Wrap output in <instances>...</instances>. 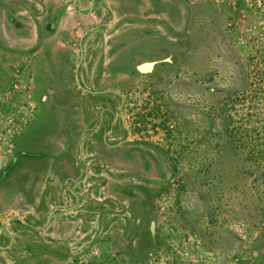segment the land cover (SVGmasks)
I'll list each match as a JSON object with an SVG mask.
<instances>
[{
	"label": "rangeland",
	"instance_id": "1",
	"mask_svg": "<svg viewBox=\"0 0 264 264\" xmlns=\"http://www.w3.org/2000/svg\"><path fill=\"white\" fill-rule=\"evenodd\" d=\"M242 1L0 0V245L18 237L3 263L264 264L248 159L264 147V0ZM136 56L152 73L117 74ZM79 62L81 85L123 94L133 130L90 181L70 143L107 100L78 88ZM73 191L77 213L41 228ZM62 246L72 257L49 252Z\"/></svg>",
	"mask_w": 264,
	"mask_h": 264
},
{
	"label": "flooded vegetation",
	"instance_id": "2",
	"mask_svg": "<svg viewBox=\"0 0 264 264\" xmlns=\"http://www.w3.org/2000/svg\"><path fill=\"white\" fill-rule=\"evenodd\" d=\"M120 49H118L117 52H119ZM136 63L129 64V68L126 69L124 66H117V74H121L126 71H131L132 68L140 72L141 74H147V73H152L155 65L157 64V60L153 61H147L143 60L145 57L144 56H136ZM123 63H127L125 60L122 61ZM80 67V62L76 66V71H75V79L78 82V88H81L83 93L89 94L90 97L92 98H97V99H104L107 101H104L103 106L98 110L96 116V120L93 121V123L88 122L87 124H83L82 128L77 131V138L70 143V145H73V149L75 148V163L78 169H82L83 171V177L81 178L82 180H91L98 178L99 175L101 174H106L107 176L110 175V172L107 168V164L113 160V155H118L121 154V152H124L125 155H128L130 152V149L127 150L128 148L132 147V134L133 130L132 127L127 123L125 120V116L123 114V106H124V99L122 97V93L118 90H90L86 88V86L81 85L82 82L81 80V72L79 71ZM78 71L80 74H78ZM81 82V84H80ZM99 97V98H98ZM118 98L120 100L119 105L117 108H115L112 105V99ZM109 100V101H108ZM82 110L86 112L85 109H88L85 107L84 102L82 103ZM86 116V113H84V118ZM83 118V119H84ZM71 149L68 148V152H70ZM72 153V152H70ZM124 155V156H125ZM75 167V166H74ZM113 176V174H111ZM106 177V176H105ZM77 181L78 185H81L80 182L82 180ZM102 179V178H99ZM94 180V181H98ZM101 187L106 186V181L102 182ZM99 184L96 182L94 186H92L89 191L85 192L82 199L88 201L89 203H94L95 200L93 198H85L86 195L93 193L92 191L94 190L95 187H98ZM123 191V190H122ZM75 194V198L71 194L72 199H75V204L68 208H54L52 209L48 215H47V221L46 223L41 227V228H48L50 226V223H52V218L56 215L61 213H68L72 211L74 208V211H76V207L79 206V201L80 197H78L77 192L73 191ZM124 192V191H123ZM127 193V192H126ZM131 194V193H128ZM85 196V197H84ZM96 203V202H95ZM98 205V204H97ZM143 209L145 207L143 206ZM149 209L153 210L154 208L149 206ZM109 211V210H108ZM76 218V217H74ZM151 222H150V233H154V211L151 213ZM22 223L25 226H30L25 221H22ZM101 223V217L99 218V227ZM24 225L21 224V226L25 227ZM28 228V227H26ZM9 240L8 243L4 245H0V259H5L4 255H11V257H14V248H16V244H14L15 240L18 239V237L12 235L13 232L6 228ZM40 229V228H39ZM47 241L49 246L54 244V240H51V237L47 236ZM53 241V242H52ZM151 245H155V239L151 238ZM52 242V243H51ZM49 252L54 254L55 257L62 256L64 255L65 257H72V252L67 249L66 246H62V248L58 249H51ZM0 264H6V262H2L0 260ZM8 264V263H7Z\"/></svg>",
	"mask_w": 264,
	"mask_h": 264
},
{
	"label": "trees",
	"instance_id": "3",
	"mask_svg": "<svg viewBox=\"0 0 264 264\" xmlns=\"http://www.w3.org/2000/svg\"><path fill=\"white\" fill-rule=\"evenodd\" d=\"M246 0H243L241 2V4H243V6H245V4H247L245 2ZM253 2H256V0H253ZM264 145V144H262ZM252 152V154L249 152L248 154V159H252V161L254 162V166L255 168H257L254 172L256 173V178H258V180H262L264 178V147H258L256 150H250ZM254 168V169H255ZM260 259L262 261V256L259 254V262L258 264H260Z\"/></svg>",
	"mask_w": 264,
	"mask_h": 264
},
{
	"label": "crops",
	"instance_id": "4",
	"mask_svg": "<svg viewBox=\"0 0 264 264\" xmlns=\"http://www.w3.org/2000/svg\"><path fill=\"white\" fill-rule=\"evenodd\" d=\"M54 209V208H53Z\"/></svg>",
	"mask_w": 264,
	"mask_h": 264
}]
</instances>
